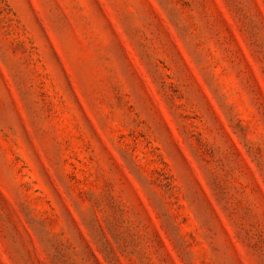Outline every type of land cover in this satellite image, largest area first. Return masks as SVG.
I'll return each instance as SVG.
<instances>
[{"label":"rangeland","instance_id":"rangeland-1","mask_svg":"<svg viewBox=\"0 0 264 264\" xmlns=\"http://www.w3.org/2000/svg\"><path fill=\"white\" fill-rule=\"evenodd\" d=\"M0 264H264V0H0Z\"/></svg>","mask_w":264,"mask_h":264}]
</instances>
